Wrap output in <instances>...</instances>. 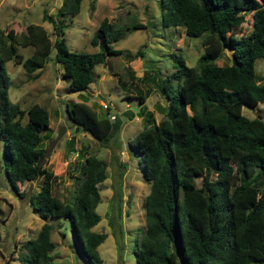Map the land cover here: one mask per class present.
<instances>
[{
  "label": "trees",
  "instance_id": "16d2710c",
  "mask_svg": "<svg viewBox=\"0 0 264 264\" xmlns=\"http://www.w3.org/2000/svg\"><path fill=\"white\" fill-rule=\"evenodd\" d=\"M79 1L62 0L56 14L77 12ZM158 1L162 25H180L188 36L204 31L206 35L197 64L188 66L177 56L176 69L159 86L168 99L163 116L151 121L147 110L146 122L128 139V149L142 158L140 169L148 184L142 203L144 224L133 249L136 264H264V118L241 112L243 105L264 103V79L259 80L254 70V60L264 58V0ZM246 12L251 14L248 33L229 35ZM42 19L54 26V57L62 65L68 87L74 90L84 89L93 80L94 64L120 52L110 46L111 41L126 29L143 26L138 22L115 26L102 18L90 40L98 49L75 51L65 44L61 20L54 22L46 12ZM17 44H30L34 50L23 57ZM49 47L39 24L29 23L19 32L0 29V138L5 171L19 196L23 191L16 181L40 177L29 202L44 219L35 235L23 242L19 259L21 264H56L50 254L52 224L46 218L63 215L70 220L86 264H100L96 246L106 233L92 226L101 217L95 207L100 201L98 184L106 177V162L87 154L71 201L60 199L51 190L55 175L40 166L44 152L40 142L46 137L42 131L48 124L46 109L36 102L23 109L7 96L5 61L13 58L32 72L40 68ZM224 48L231 50L230 62L216 64L214 60ZM140 54L137 49L130 58ZM170 79L177 85L171 86ZM65 111L104 145L109 139L116 141L121 122L115 113L112 120L107 115L97 118L77 101L65 104ZM212 172L214 178H210ZM195 175H201L199 185L192 180Z\"/></svg>",
  "mask_w": 264,
  "mask_h": 264
},
{
  "label": "rangeland",
  "instance_id": "374dc122",
  "mask_svg": "<svg viewBox=\"0 0 264 264\" xmlns=\"http://www.w3.org/2000/svg\"><path fill=\"white\" fill-rule=\"evenodd\" d=\"M61 1L0 0V29L3 32L8 29L19 32L29 23L39 24L50 42L42 65L32 72L24 70L22 64L13 58L5 61L9 77L7 96L23 109L33 102L46 109L48 124L42 131L46 137L40 142L44 149L40 166L55 175L51 190L60 199L71 201L82 161L87 154L92 153L106 162V177L98 184L100 201L95 207L101 217L92 226L93 230L106 233L96 246L100 264H136L133 249L139 243L140 227L144 224L142 203L148 184L140 169L142 158L128 149V139L146 122L144 113L147 110L151 121L156 122L163 116L162 108L168 106V99L159 86L167 83L166 75L176 69L177 56L188 66L197 64L203 50L201 40L206 31L188 36L180 25H162L158 0H80L77 12L63 16L56 14ZM43 12L50 14L54 22L61 20L65 44L69 50L75 51L98 49L97 44H92L90 40L98 32V23L102 18L115 26L133 22L143 26L126 29L115 41H111L110 46L120 49V52L106 55L103 62L94 64L93 80L84 89L74 90L68 87L61 74L62 65L55 60V49L51 45L55 36L54 26L47 19H42ZM250 24L251 14L246 12L243 21L227 33L235 37L244 36ZM137 49L141 50V54L130 58ZM33 50L30 44H17V51L23 57ZM230 58L231 50L224 48L214 62L229 63ZM254 70L258 79L263 80V57L254 60ZM35 72H38L37 75H33ZM170 83L175 86L178 82L170 79ZM73 101L85 104L97 118L107 115L112 120L109 111L114 109L121 122L116 141L109 139L104 145L69 119L65 104ZM102 102L108 103L109 109L104 108ZM241 112L248 117L264 118V103H256L252 107L243 105ZM25 119L24 114L22 120ZM58 132L61 133L53 142ZM71 135L74 142L70 150L68 141ZM5 166L4 141L0 138V264H21L19 256L24 252L23 242L35 235L44 220L29 202V197L38 190L40 177L16 181L18 190L23 191L19 196L6 174ZM214 176L212 172L210 178ZM200 178L201 175H195L192 180L199 185ZM117 194L120 195L119 214L115 205ZM46 220L52 224L50 238L54 247L50 254L53 261L56 264H86L70 220L63 215Z\"/></svg>",
  "mask_w": 264,
  "mask_h": 264
},
{
  "label": "water",
  "instance_id": "95a60500",
  "mask_svg": "<svg viewBox=\"0 0 264 264\" xmlns=\"http://www.w3.org/2000/svg\"><path fill=\"white\" fill-rule=\"evenodd\" d=\"M94 81H96V79H95ZM112 110L115 111L114 109H112ZM60 133H61V132H58V134H57L56 138L53 140V142L59 137ZM73 142H74V136L71 135L70 138H69V141H68V145H69V149H70V150L72 149L71 145L73 144ZM34 178H35V177H33V179H34Z\"/></svg>",
  "mask_w": 264,
  "mask_h": 264
},
{
  "label": "built area",
  "instance_id": "2783aa9c",
  "mask_svg": "<svg viewBox=\"0 0 264 264\" xmlns=\"http://www.w3.org/2000/svg\"><path fill=\"white\" fill-rule=\"evenodd\" d=\"M102 106L104 107V108H108L109 107V105H108V103H106V102H102ZM110 112V114H109V117L110 118H113V114H114V112L113 111H109Z\"/></svg>",
  "mask_w": 264,
  "mask_h": 264
},
{
  "label": "clouds",
  "instance_id": "9594fccd",
  "mask_svg": "<svg viewBox=\"0 0 264 264\" xmlns=\"http://www.w3.org/2000/svg\"><path fill=\"white\" fill-rule=\"evenodd\" d=\"M113 111V110H112ZM114 112V111H113Z\"/></svg>",
  "mask_w": 264,
  "mask_h": 264
}]
</instances>
